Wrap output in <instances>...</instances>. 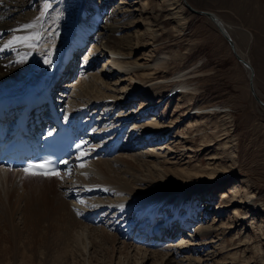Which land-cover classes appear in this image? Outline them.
<instances>
[{
    "label": "bare ground",
    "instance_id": "obj_1",
    "mask_svg": "<svg viewBox=\"0 0 264 264\" xmlns=\"http://www.w3.org/2000/svg\"><path fill=\"white\" fill-rule=\"evenodd\" d=\"M39 1L40 0H7L5 7L1 6L2 4L4 5V2L2 4L0 2V94L6 92L19 93L23 95L29 94L28 92L39 82H45V91L48 93V96L49 93L54 94L55 92H49L47 87L48 84L51 83L52 76L54 75L56 69H60L58 68L60 65H64L63 70H68L69 66H73L75 69V64L77 62L75 57L77 53L80 50L82 51V48L87 44L83 43L84 40L88 42L94 36L95 44L92 46V53L88 54V57L86 56V62H84V59L82 62H84L85 67H89L96 60L92 67L96 66V63L98 62L99 65H103L106 73L102 72L103 69H101L98 74L96 73L97 75L94 74L92 76V80L85 81V83L79 84L75 88L72 85V89L75 91L74 95L79 96L82 94L90 99L87 102L85 101V103L93 104L92 102H97V105H101L103 110L100 116H106V118H108V116L113 114L112 117H119V121L122 123L126 121L124 124L127 125L129 114L122 112L116 113L117 109L114 112V102L116 104H120L119 106H122L121 108H124L125 105H127V101L132 100V102L128 103H133L135 100L142 98V101L145 103L141 104V107L137 109L139 114L141 113L142 115H136L135 118L137 119L135 122L144 123L145 120L149 118L148 116L150 114L159 115L158 112H155L158 111L156 110V106L159 102V97L167 88H173L172 97L180 96V94H182L187 99V116L190 115V117L208 118L215 115L217 112L218 107H207L204 104H197L193 108L189 109L192 101L194 100V95L198 90L194 81L197 80V77H199L201 75L200 73H202L200 68L203 65H201L200 62L193 64L185 70L178 71L169 78H164L155 82V76L158 72H167L171 63L179 61L180 54L178 52L175 53V55L162 53L159 54L154 61L142 63L133 60V53L130 51L128 52L135 37L136 27L142 25H144V27L148 25L150 27H154V24H152L149 19H142L146 15V12H150L154 9V6L152 9V6L149 7V4L147 2H143V0H100L97 2L96 0H89L87 2L84 0L85 2L79 6L77 4L78 0H51L55 9L43 25V20L35 17L38 12V10L36 11V6ZM186 1L190 4L188 0ZM229 2L232 6L234 5V7H236L237 12H240L241 14L243 13V15L244 11L249 12V17L251 19L248 18L246 23L250 25L253 21L252 25L254 27L255 25L259 26L262 28V33H264V17L259 14L257 9L253 8L252 10L251 3L242 4L236 2V0H229ZM176 3L181 6L180 9L182 11L188 14V8L183 0H176ZM140 4H143V6L140 7ZM165 8L166 5H163L159 9L161 11H165ZM170 10L171 11L167 14L168 16L181 14L179 11L174 12V8ZM91 11H94L93 14H91ZM4 12L8 16H4ZM77 12L81 14V18L77 15ZM189 12L191 11L189 10ZM87 14L92 15V17H86L88 16ZM11 15H14V18L6 20L10 18ZM212 15L213 20L208 17L207 18L213 23L217 30L219 29V25L217 27L214 20L219 22L224 32L232 38L234 42V49L238 55L242 59L249 61L248 63L251 64V60L248 56L240 50V43L233 38L232 31L234 32V30H230V28L217 14L212 13ZM136 17L139 19H134ZM29 24H31L32 27H24ZM40 30H43L44 34H42V40L38 42V37L41 36ZM145 31L149 32L148 30ZM65 35H69L68 39ZM70 38L72 39L70 40ZM242 42L245 46H249L250 44V40L246 37V35H242ZM36 44H38V49L34 52ZM29 45L32 46L29 47ZM98 45L101 49H99ZM139 47L140 45H137L135 48L131 49L135 52ZM75 52L76 54H73ZM250 55L251 58H253L251 53ZM69 58L70 60H68ZM46 60L49 61V63H46ZM66 61L68 64L70 63V65L65 66ZM260 65L261 67L258 66L259 69L257 68V70L264 74V63L261 61ZM251 67H253L252 64ZM243 69L246 71L247 75H249L248 70L244 67ZM71 71V73H73V69ZM253 73L252 84L255 88L257 96L261 98L257 91L256 77L259 74L255 72L254 68ZM108 77H114L113 79L116 80V82L112 83L111 80L110 83L103 81V78L108 79ZM63 83L64 84L60 86H65L66 89L64 90H68L69 88L67 87L69 86V82L64 81ZM122 83H124V85L119 87ZM171 84H173V86H171ZM112 85L119 90L117 95L113 96L114 101L110 94L107 93V91L111 89L110 87ZM56 87L57 86H53V88ZM143 87H145L146 90L141 91ZM103 101L107 102L101 104ZM90 104L85 105L83 100V102H78L77 105L74 104L76 105L75 107H73L74 105H67L64 108V116L77 113L75 138L77 137L76 132L79 130L80 122L88 114L86 111L87 106ZM102 107H100V110ZM129 107L130 105L126 108ZM261 107L264 108L263 106ZM191 110L193 111L190 112ZM224 112L226 111H221V113ZM158 115L156 116V119H152L148 123H145V126L148 128L144 136L147 138L143 140L144 143L139 146H135L139 149L146 146V149L140 151L142 152L141 155H147L149 159L156 158L157 156L156 152L151 150L152 148L148 149L147 146H156V144H149L150 142L154 143L165 139L160 142L161 144L167 142L168 140H173L175 137L174 135H176V129H174L169 136V132L172 130V126L174 124H166L164 126L161 122L157 121V118H160ZM89 116H92V113L89 114ZM121 116H124V118ZM225 116H229V114H225ZM95 117H97V115ZM190 117L188 119H190ZM94 119L95 118H93L92 121ZM226 119H224L223 126L227 124ZM87 122L88 120L85 122L84 127L88 125L89 129L91 124ZM176 122H178V120ZM142 123H140V127L142 126ZM208 124L209 123L204 121L192 126L194 131L202 136V140L200 142L203 149H207L215 145L214 142L217 140L215 135H212L209 137L211 139L207 141L206 133ZM210 124L216 129L219 127V125H217V123H213V121H211ZM152 132L158 133V135L148 137ZM225 132H227V130H225ZM91 133L93 135L97 133L98 136L100 134L98 131ZM167 136H169V139H167ZM189 141L193 142L194 145L196 144L193 140ZM104 143L105 145H108L105 146L107 151L112 149L114 151L117 148L115 141L113 143L105 141ZM77 145H81V147H77ZM91 147L92 146L90 145H85L81 139L79 140L76 138V140L73 141L72 147L73 159H69L66 162L64 161L65 164L63 166L51 171V173H57L58 171L62 173L63 171H66L64 174L65 177L72 174L73 177H71L72 179L68 182L69 184L67 186L66 182L64 183L62 181L59 183L60 181H58L56 177L55 180L54 177H52L57 184V188L55 189V184L49 180V172L37 175L42 176L37 179L43 180L40 178H44L46 179L45 182L37 181L36 178V180H30V184L37 188L38 191L43 192H39V196H36L38 198L36 202L37 208L36 212L31 214L32 218H34L31 227L38 230L39 227H44V224L41 223L47 222L50 226L52 225L54 229L57 228L59 230L58 232L61 234V237H57L54 233L55 238L45 241L43 244L44 251L41 253L37 252L36 249L31 246L27 248L18 246V264H75L74 262L77 260V257H79V259L84 258V264H92L90 256H86L85 258V254H87V250L89 248L91 251L98 249L97 254L102 256L100 264H107L106 261H104V258L109 260L110 264H114L116 259L117 264H132V259H135V264H148L149 262L154 264H174L172 255H178L181 252H185L188 248L201 246V244L197 243V241L195 242L194 240L200 239V237L205 233L212 234L213 232L218 235H215L216 240H210L205 244V246L209 243H214L213 245L216 246V241L220 242L218 246L221 248L222 258H219L218 263H222V261H230L233 262L232 264H239L240 259L243 257V261L248 262L247 264H249L250 259L242 253V248L250 246V239H248V237L246 238L245 235H240L238 232L237 235L230 237V241L234 242L233 240H236L234 245H231V250L228 249L225 251L228 246L225 243L226 239L220 237L223 235L221 234V231L226 234V229L231 231V228L240 225L247 217L246 213L242 214V210L238 209L237 205L244 204V206L248 207V211H251V213H257L262 210L260 206H264V204L261 199L254 197H250L249 201L243 202L241 200L242 195L239 194L237 190L233 191V197L230 203L226 202L224 206H213L210 207L211 209L207 206L206 211L204 210V213L207 214L206 219H209L210 213L214 215V213L218 212L217 215L219 218L221 212L234 207V217L231 221L225 223L220 219L217 220V218L213 217L212 220L216 221L203 227L200 225V227H198L192 235L182 232L183 234L188 235L189 238L194 239H191L188 242L181 241V243L177 246L161 248V250L165 249L164 251H167L166 254L161 250L155 251V249L152 248V251L145 248V243H147V241L148 244H150L151 241L149 240L144 242L143 240H140L139 243H136L138 246L136 245L134 248L125 241H119L118 236L112 233L116 226L111 225V223L104 224L103 228H95V226L90 227L89 222H93L95 220V216L100 218L104 215L103 218L107 216V219L111 215L114 219H118L117 225L120 223L119 227L122 226L127 229H131L133 225H136L137 221L141 219L145 222L147 221L146 223H149L155 212L161 217L166 215V213L168 214L172 208L173 210L178 209L179 204H185L189 198L198 199L201 195H205V203L209 204L214 200L212 189L214 181L224 177V173L226 172V167L219 165L217 168L214 167L215 170L207 175L205 169L195 165L190 167L188 170L177 169L170 171L163 169L164 171L159 173V176H161L160 181L153 180L152 173L148 175L152 179L151 182L145 180L138 181L136 179H129V177H125L121 168L117 169L115 168L116 166L108 161H104L101 160L102 158L100 159L99 157H96V155L100 153H98L100 147L94 148L96 153H92ZM111 147L113 148L110 149ZM132 147L134 146H128L127 148L129 149ZM139 149L132 148L129 150ZM233 157L234 156H231V158ZM131 158H136V156H131ZM116 161L118 164L120 162H131V160H122V158L121 160L119 159V161ZM144 164L148 165L150 162L145 161ZM151 164L153 166L155 165L154 163ZM119 165L121 166L122 164ZM72 166L73 168L71 169ZM137 169L142 170L143 168L138 167ZM31 172L32 170L26 171L21 169L10 171L0 170V176L5 178L6 175H9L10 173L18 175L22 173L30 174ZM146 177L142 179H146ZM95 193H100L105 196L110 193L113 195L108 197L106 196L107 200L104 198L103 200L101 196V198H98L102 200H89L90 194L95 195ZM74 197H77V199L70 200L74 199ZM183 210L184 209H180L177 215L170 213L168 216V218H171L170 223L169 221H166V218H164V221H161L162 218L157 221V223L160 224L165 222V225L169 226V233L167 236L163 237L164 233L160 232L161 237L157 238L156 242L158 244L155 246L159 245V247H161V245L165 244L166 240L172 239L179 226H184V228L193 227V215L196 211L195 204H193L192 209L190 210V212L194 211V213H191L190 215L192 219L189 224H187L186 220L190 217L185 218L184 220L181 216ZM131 213L134 214V219L127 220ZM43 215L45 216L43 217ZM178 217L179 219H177ZM179 220H181L180 224ZM52 223L58 227L54 226ZM184 224H187V226ZM160 227L164 228L166 232L167 229L165 226L161 225ZM262 227H264V225H262ZM122 232L119 235L121 238L124 236V232ZM193 235L196 236L193 237ZM262 236V241H264V232L262 233ZM263 246L264 245L257 246L260 248L262 253H264V250H262ZM172 251L174 252L171 253ZM133 253L135 254L134 256L132 255ZM117 255H119L118 258ZM187 260L190 264H202L201 260H196L194 258H187Z\"/></svg>",
    "mask_w": 264,
    "mask_h": 264
},
{
    "label": "rangeland",
    "instance_id": "obj_2",
    "mask_svg": "<svg viewBox=\"0 0 264 264\" xmlns=\"http://www.w3.org/2000/svg\"><path fill=\"white\" fill-rule=\"evenodd\" d=\"M87 1L89 0H86V2ZM97 1L100 0H96V2ZM188 1L194 8L199 10H208L211 13L217 14L220 19L223 20L224 23L230 28V30H234V32L232 31L233 38H235L236 41L240 43V50L248 56V58L251 60L253 68L255 69V72L259 74L256 77L257 91L260 97L264 100V74L257 70V68L259 69V67H261V61L264 63V33H262V28L257 25L254 27L252 25L253 21L250 25L247 24L246 21L248 18H250V13L244 11L243 15V13L241 14L240 12H237L236 7H234V5L232 6L229 0ZM0 2L1 4L4 2V5L2 4L1 6L5 7L7 0H0ZM84 2V0H78L77 4L79 6ZM143 2H147L149 7L152 6V9L154 6V9L150 12H146V15L142 18L149 19L150 22L154 24V27H150L149 25L145 27L144 25L136 27L135 37L130 45V49L128 50V52L130 51L133 53V60L142 63H149L154 61V59L159 54L168 53L169 55H175V53L178 52L180 54L179 61L176 63H171L167 72L159 71L155 76V82L164 78H169L178 71L185 70L191 67L193 64L200 62L201 65H203L200 68L202 73H200L201 75L197 77V80L194 81L198 90L194 95V100L192 101L190 105L191 107L189 109L193 108L197 104H204L207 107H218L217 112L215 115L208 118L190 117V115L187 116V99L182 94H180V96L172 97L173 88L165 89L163 94L159 97V102L156 106V110L158 111H155L156 113L158 112L159 115L150 114L148 119H146V116L145 122H140L142 123L141 127L140 123L135 122L137 119L135 117L136 115H142L137 111V109L141 107V104L145 103L142 101V98L135 100L133 103H127L124 108H121L122 106H119L120 104H116L114 102V112L117 109L116 113L122 112L129 114L127 125L124 124L126 121L123 123L119 121V117H112L113 114L109 117V119L105 116H100V111L98 113L97 109H92L95 111V113L97 112L99 114L97 116L96 124L93 123V128L102 133L101 139H96L93 141L94 146H101L105 140L109 141V137L106 136L112 131L113 134L119 135L120 138V143L119 145L117 144L118 148L116 150L113 152L108 151L106 153L100 152L101 154L99 153L100 155H98V157L100 159L102 158L101 160L108 161L109 163L113 164L117 169L121 168V171L122 173L124 172L123 174L125 177H129V179H136L138 181L145 180L148 182L152 181L151 177L148 176L150 173L153 175V180L160 181L161 176H159V173H162V171H164L163 169L170 171L177 169L188 170L190 167L196 165L205 169V172L207 175H209L213 170H215L214 167L217 168L219 165L226 167L224 177L216 179L213 183L212 189L214 200L211 202L212 204L205 203V195H201L198 199L189 198L190 200L188 199L185 202L186 205L183 203L185 207L183 213H181V216L184 218V220L185 218L190 217L188 220H186L187 224H189L190 220L192 219L190 215L191 213H194V211L190 212V210L192 209L193 204H195L196 211L193 215V219H195V221H193V227H178L174 237L170 240H166L167 242L161 247L153 246L152 242L150 245H145V248H148V250H152L153 246L155 251H159L163 247L167 248L168 246H177L181 243V241L188 242L192 238H189L188 235L183 233L191 235L194 234L200 225L203 227L216 221L212 220L213 217L217 218V220L220 219L225 223L231 221L234 217V207L221 212V214L219 211V218L217 212L214 213V215L210 213L209 219H206L207 214L204 212L206 211L207 206L210 208L213 206H224L226 202L230 203L234 190H237L238 193L242 195L241 200L243 202H247L250 200V197H254L261 199L264 204V108L257 104L250 94L248 83L249 75H247L242 65L237 62L231 53L228 44L207 17L191 13L188 9V14L185 13L180 9L181 6L176 3V0H143ZM236 2L242 4L251 3L252 10L253 8L257 9L259 14L264 17V0H236ZM37 3L36 11L38 10V12L35 17L43 20L44 25L49 15L55 9V6H53V2L51 0H40ZM163 5H166L165 11H161L159 9ZM142 6L143 4H140V7ZM172 8H174V12L179 11L181 14L168 16L167 14ZM5 12L4 16H8L6 15L8 12ZM93 12L94 11H91V14H93ZM77 15H79L81 18V14L79 12H77ZM13 16L14 15H11V17L6 20L13 19ZM90 16L92 17V15H88L86 17ZM134 19L137 20L139 18L136 17ZM145 30H148L149 32H146ZM40 32L41 36L38 37V42L42 40V34H44L43 30H40ZM242 35H246V37L250 40L249 46H245L242 42ZM65 36L68 39L69 35ZM93 39L94 36L88 42H83L87 44L82 48V51L76 55L77 59L79 57L77 66H75L71 77L66 79V81H69V89L66 93H64L63 97V106L65 107L67 105H77L78 102H83V100L84 104H88L85 103V101L87 102L90 99H88L85 95H74L75 91L72 89L73 86L75 88L79 84L85 83V81L92 80V76L96 73L98 74L101 69H103L102 72H105L103 65H99L98 62L96 63V66L92 67L96 60L89 66L92 68L84 66V62L87 61L85 58L88 57V54L92 53V46L95 44V39ZM38 44H36V49H34V52L37 51ZM137 45H140V47L135 52H133L131 48H135ZM99 49L101 48L99 47ZM250 53L252 54L253 58H251ZM80 60H83L84 62L81 63ZM113 78H103V81L110 83L111 80L112 83H115L116 80ZM122 85H124V83L119 85V87ZM171 86H173V84H171ZM110 88L111 89L108 91L105 89L104 90L107 91V93L113 98L114 95H117L119 90H117V88L113 85ZM144 90H146L145 87H143L141 91ZM58 93H60V91H58ZM105 102L107 101H103L102 104ZM129 105L130 107L126 108ZM192 111L193 110L190 112ZM221 111L226 112L221 113ZM225 114H229V116H225ZM157 115L160 117L157 118V121L161 122V124L164 126L166 124H174L172 126V130L169 132V136L172 131H174V129H176V135H174L175 137L173 140H168L167 142L161 144L159 143L160 145L156 144V146H147L148 149L152 148L151 150H154L157 154L156 158L149 159L147 155H141L142 152L140 151L146 149V146L142 149H139L138 147H135L133 143L143 140L148 128L145 126V123H148L152 119H156ZM121 117L124 118V116ZM189 117L190 119H188ZM224 119L227 121L225 126H223ZM177 120L178 122H176ZM204 121L209 123L206 133L207 141L211 139L209 137L212 135H215V138L217 139L214 142L215 145L207 149H203L201 146L200 141L202 140V136H200L199 133H196L192 128L193 125L202 123ZM211 121H213V123H217L219 127L217 129L214 128L210 124ZM115 127L117 128V131H120L121 129L122 130L117 133ZM108 129H110V131H108ZM225 130H227V132H225ZM106 131L109 132L107 135L104 134ZM169 136L166 138L169 139ZM115 138L116 137L112 138V140ZM189 140L195 141L196 144L194 145L193 142ZM113 142L114 141L110 143ZM132 145L134 146L132 147L133 149L139 150H129L132 148H127L128 146ZM112 148L113 147L110 149ZM94 153H96V151ZM131 156H136V158H131ZM231 156L234 157L231 158ZM121 158L122 160H131V162H120L119 164H122L120 166L116 160L119 161ZM145 161H149L150 164L145 165ZM151 163H154L155 165L153 166ZM138 167L143 169L138 170ZM61 174L58 176L59 178L56 177V179L60 181L59 183L62 182V180H60ZM52 176L54 175H51L49 180L55 184L54 188L56 189L57 184L54 181L55 178L53 180ZM61 177H63V175ZM71 177H73L72 174H69L64 178L63 182H66V186L72 179ZM145 177L146 179H142ZM5 178L0 176V264H18V246L22 248L31 246L35 248L37 252L41 253L44 251L43 244L46 240L54 239V233L59 238L61 237V234L58 232L59 230L57 228L54 229L53 226H50L47 222L41 223L44 224L45 228L41 226L37 230L31 227V224L34 221V218H32L31 214L36 212V202L40 191L30 184V180H36L38 177L34 175L28 176L27 174L16 175L10 173L9 175H6ZM40 179L43 180L37 179V181H46L44 178ZM40 193L43 192L41 191ZM110 195L113 194L110 193L106 196L108 197ZM100 196L102 199L104 198L107 200L106 196L101 195L100 193H95V195L90 194V199L92 201H99L102 200L100 199ZM209 200L212 201L211 199ZM237 206L238 209L242 210V214L246 213L247 217L241 224L238 223L240 225L231 228V231L226 229V234L220 230L221 234H223L220 237L226 239L225 243L228 246L225 251L228 249L231 250V245H234L236 242L235 239L233 240L234 242L230 241V237L237 235L239 232L240 235H245L246 238L248 237V239H250V246L242 248V253H244L245 256L250 259L249 264H264V253H262L260 248L257 247L264 245V241H262V233L264 232V227H262V225H264V206H260L262 210L257 213H251V211H248V207L244 206V204ZM170 211L168 214L166 213L164 217L161 216V221H164V218H167L170 213H172ZM131 215L134 214L131 213ZM131 215H129L127 219H134V216L131 217ZM44 216L45 215H43V217ZM103 216L100 217L103 219V221L100 218H97V221L89 224L90 227L95 226V228H103L104 224L112 222L111 225L116 226V229L114 228L113 231H111L118 236V240L121 242H127L133 248L136 247L134 244L135 233H133L131 237L127 236L129 234L128 232L130 228H128L124 234L122 230L125 227L121 226L120 229H117V227L119 228L120 225V223L117 225L118 219H114L111 215L107 219V216L104 218ZM177 219H179V217ZM180 223L181 220H179V224ZM187 224L184 225L187 226ZM121 232L124 235L122 238L121 236L119 237ZM215 235L218 236L214 232L212 234L205 233L200 237V239L194 240L195 242L197 241V243L201 244V246L188 248L187 251L181 252L178 255H172L171 253L174 252L172 251L170 254L173 256L174 264H190L187 258L201 260L202 264H232L233 262L230 261H222V263H218L219 258H222V251L218 246L220 243L219 241H216V246L213 245L214 243H209L205 246V244L210 240H216ZM126 236L127 238L125 239L124 237ZM194 236L196 235H193V237ZM88 250L87 254H85V258L86 256H90L92 264H100L102 256L97 254L98 249L91 251L89 248ZM164 250L165 249L161 251ZM262 250H264V246L262 247ZM164 253L166 254L167 251H164ZM132 255L134 256L135 254L133 253ZM118 257L119 255H117V258ZM83 259H79V257H77V260L74 263L84 264ZM243 260L244 258L242 257L239 264L248 263ZM104 261H106L107 264H110L109 260L105 258ZM131 263L135 264V259H132ZM114 264H117V259ZM148 264L154 263L149 262Z\"/></svg>",
    "mask_w": 264,
    "mask_h": 264
},
{
    "label": "water",
    "instance_id": "obj_3",
    "mask_svg": "<svg viewBox=\"0 0 264 264\" xmlns=\"http://www.w3.org/2000/svg\"><path fill=\"white\" fill-rule=\"evenodd\" d=\"M185 5L187 6V8L192 12V13H195L196 15H201V16H206L208 17L209 19L213 20V15L210 11L208 10H199L197 8H194L193 6H191L186 0H183ZM215 21V24L219 25V32L221 34V36L223 37V39L225 40V42L228 44L229 48H230V51L231 53L233 54V56L235 57V59L237 60V62L239 64H241L245 69L248 70L249 72V91H250V94L251 96L253 97V99L257 102V104H259L260 106H263L264 107V100H262L261 98H259L257 96V93L255 92V88L252 84V79H253V67H251V64H249L248 62L249 61H246L244 59H242L238 53L235 51L234 49V42L232 40L231 37H229L225 32L224 30L221 28L219 22H217V20H214Z\"/></svg>",
    "mask_w": 264,
    "mask_h": 264
},
{
    "label": "snow or ice",
    "instance_id": "obj_4",
    "mask_svg": "<svg viewBox=\"0 0 264 264\" xmlns=\"http://www.w3.org/2000/svg\"><path fill=\"white\" fill-rule=\"evenodd\" d=\"M24 27H32V25L31 24H29V25H25ZM31 39V38H30ZM32 45H29V47H31ZM46 63H49V61H47L46 60ZM77 147H81V145H77ZM29 167H31V166H29ZM26 171H27V169H25Z\"/></svg>",
    "mask_w": 264,
    "mask_h": 264
}]
</instances>
